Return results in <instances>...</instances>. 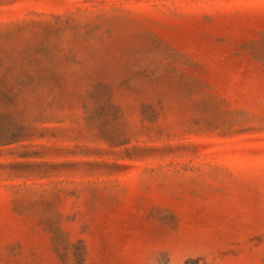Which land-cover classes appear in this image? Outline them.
Instances as JSON below:
<instances>
[{"label":"rangeland","instance_id":"rangeland-1","mask_svg":"<svg viewBox=\"0 0 264 264\" xmlns=\"http://www.w3.org/2000/svg\"><path fill=\"white\" fill-rule=\"evenodd\" d=\"M0 264H264V0H0Z\"/></svg>","mask_w":264,"mask_h":264}]
</instances>
